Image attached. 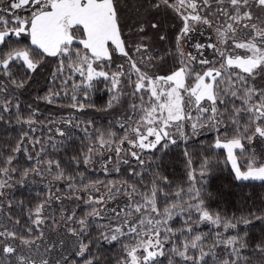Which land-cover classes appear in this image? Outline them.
<instances>
[{"label": "snow or ice", "instance_id": "obj_1", "mask_svg": "<svg viewBox=\"0 0 264 264\" xmlns=\"http://www.w3.org/2000/svg\"><path fill=\"white\" fill-rule=\"evenodd\" d=\"M161 13L178 22L171 40L160 32ZM148 28L170 46L155 47ZM46 64L54 65L53 87L41 99H65L60 106L72 110L49 119L54 128L38 110L23 116L9 88L24 89ZM15 68L24 70L19 79ZM101 90L108 99L97 107L91 97ZM13 109L27 130L0 155V198L29 177L51 179L25 223L10 212L11 227L0 218V264H69V245L83 264H100L92 247L101 242L119 245L115 264H253L246 251L264 264V240L253 248L237 231L252 220L212 211L205 187L215 150L237 181L264 182V0H0V121ZM88 110L117 114L106 127L73 114ZM37 125L47 127L46 138L35 135ZM73 130L83 136L67 172L48 147L59 151ZM204 133L213 139L199 168L185 148V181L152 170L149 154ZM21 152L32 162L23 169L15 163ZM96 165L106 179L87 175ZM124 165L129 178H120Z\"/></svg>", "mask_w": 264, "mask_h": 264}, {"label": "trees", "instance_id": "obj_2", "mask_svg": "<svg viewBox=\"0 0 264 264\" xmlns=\"http://www.w3.org/2000/svg\"><path fill=\"white\" fill-rule=\"evenodd\" d=\"M135 0H130V4ZM129 16H134V11L127 13ZM149 16V19H152ZM160 20V32H164L171 40L172 35L178 27V22L172 21V15H164L163 13L155 17ZM173 25V26H172ZM147 35L151 38L155 47L163 51L166 47L170 46L165 41H160L156 30L148 28ZM135 39V37H133ZM54 65L46 64L41 66L35 73L31 74L26 87L21 90H16L9 85L10 90L15 93L20 103V113L27 117L29 113L35 109L38 110L37 119L43 122L47 127L52 126L49 124V119L59 121L61 117H67L72 110L60 105L68 103L65 99L58 100L57 104H48L43 99V96L48 94V91L53 85L51 84V72ZM14 74L19 79L24 75V70L15 68ZM103 87L102 85L100 86ZM108 99V95L104 91L93 92L91 100L97 107H103ZM16 103V100H13ZM15 109L9 116L5 114V121H0V155L8 154L13 147H15L22 128L27 130V126H21L16 123ZM74 115L81 116L82 118H92L96 121L98 126L106 127L109 120L117 113L97 112L88 110L84 113H73ZM47 127L37 125L38 131L35 133L37 136L47 137ZM74 136L72 140L67 141L59 151H54L48 147L49 157L61 161L62 166L67 172H73L75 165H69L71 157L76 155L80 150V137L83 133L78 130H73ZM56 140L62 138L55 137ZM213 139V134L200 135L196 138L184 141H178L177 145H171L165 152H155L149 154L153 157L150 161L152 170L160 171L169 178L174 184L181 183L186 180V158L184 156L185 148L191 153L194 167L199 168L203 156L208 155L207 143ZM16 166L20 169L28 167L32 162L28 161L26 156L21 153H16ZM224 155L222 150H215L211 157V169L206 177L207 183L205 185L206 191L211 194V198L207 201L212 211L221 212L229 217H244L252 220L249 225L241 224L237 231L241 235L247 233V238L250 245L254 248L255 244L264 240V220H257L255 216H264V182L262 181H237L234 173L231 170L230 164L224 163ZM156 164L160 167L157 169ZM243 164V160L241 161ZM127 166H122V175L120 178H129L127 172L124 171ZM83 170V165L80 166ZM87 175L91 178L99 177L106 179L100 171L89 170ZM146 181L151 178L149 173H145ZM19 177V175H16ZM20 178V177H19ZM108 179L116 178L113 176L107 177ZM66 191V189H65ZM47 194V189L44 187H27L19 186L7 197L2 218L7 221V214L10 212L12 219L19 218L23 223L27 221V209L33 206L38 200H41ZM11 200L12 207L8 208L7 203ZM23 202L22 204L20 202ZM79 215L83 213V206L78 209ZM11 227V221H7ZM211 226L201 225L199 230L209 231ZM98 235L93 232V236ZM92 252L96 254L100 260V264H115V258L119 255V245L107 244L101 242L99 245H93ZM245 255L252 259L253 264H261V257L259 253L246 251ZM69 264H83V258L77 256L68 257ZM166 264V262H165Z\"/></svg>", "mask_w": 264, "mask_h": 264}, {"label": "rangeland", "instance_id": "obj_3", "mask_svg": "<svg viewBox=\"0 0 264 264\" xmlns=\"http://www.w3.org/2000/svg\"><path fill=\"white\" fill-rule=\"evenodd\" d=\"M172 21H174L173 18H172ZM172 26H173V25H172ZM55 126H57V125H52V126H49V127H53V128H54ZM59 126H60V127H64L63 124H59ZM205 134H211V133H204L203 135H205ZM53 135H54V133H53ZM198 136H200V135H197V136H195V137H192L191 139L196 138V137H198ZM191 139H190V140H191ZM178 141H182V140H178ZM96 169H97L96 171H99V170H98V169H99V165H96ZM19 179H20L19 177H15V180H19ZM50 179H51V177H47V178L44 179V180H41L40 177H29L28 181H26L25 184H24L23 186H27V187H35V188H39V187H44V188H45V185L48 183V180H50ZM54 185H55V186H59V183H58V182H54ZM17 187H19V185H17L16 187H13L12 189H6V190H5V193H6V194H5V197L0 198V200H2L3 203H4V207H5V203H6V201H7V197H8L9 195H11V193H12V192L15 190V188H17ZM52 190L55 191V187H53ZM63 203H64V206H65L66 208H71V207L73 206V202H72V201H69V200H65ZM4 207H3V210L0 211V218H2V216H3ZM59 207H60V205H59L58 203H54L53 206H52V209L55 210V214H56L57 218H59V215H60V213H59ZM81 207H82V206H81ZM77 214L79 215V213H78V209H77ZM48 223L50 224L51 221H49ZM61 231H62V229H61ZM65 255H67L68 257L72 256V254H71V245H69V251L66 252Z\"/></svg>", "mask_w": 264, "mask_h": 264}]
</instances>
